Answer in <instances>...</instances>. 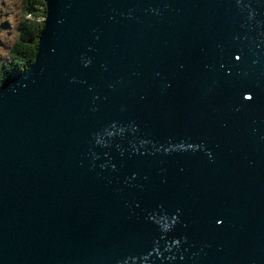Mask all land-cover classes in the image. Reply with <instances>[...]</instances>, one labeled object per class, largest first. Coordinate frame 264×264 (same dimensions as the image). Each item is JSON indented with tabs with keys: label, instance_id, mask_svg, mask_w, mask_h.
I'll list each match as a JSON object with an SVG mask.
<instances>
[{
	"label": "water",
	"instance_id": "water-1",
	"mask_svg": "<svg viewBox=\"0 0 264 264\" xmlns=\"http://www.w3.org/2000/svg\"><path fill=\"white\" fill-rule=\"evenodd\" d=\"M0 87V264H264V0H45Z\"/></svg>",
	"mask_w": 264,
	"mask_h": 264
},
{
	"label": "trees",
	"instance_id": "trees-1",
	"mask_svg": "<svg viewBox=\"0 0 264 264\" xmlns=\"http://www.w3.org/2000/svg\"><path fill=\"white\" fill-rule=\"evenodd\" d=\"M44 4L45 0H27L16 40L8 52L9 61L4 63L0 58V87L9 80L11 74L23 72L32 64L45 14Z\"/></svg>",
	"mask_w": 264,
	"mask_h": 264
},
{
	"label": "rangeland",
	"instance_id": "rangeland-1",
	"mask_svg": "<svg viewBox=\"0 0 264 264\" xmlns=\"http://www.w3.org/2000/svg\"><path fill=\"white\" fill-rule=\"evenodd\" d=\"M26 3L27 0H0V58L4 63L9 61L8 52L16 40Z\"/></svg>",
	"mask_w": 264,
	"mask_h": 264
}]
</instances>
